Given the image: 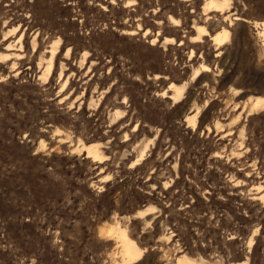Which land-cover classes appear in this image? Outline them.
I'll list each match as a JSON object with an SVG mask.
<instances>
[{"label": "rangeland", "instance_id": "obj_1", "mask_svg": "<svg viewBox=\"0 0 264 264\" xmlns=\"http://www.w3.org/2000/svg\"><path fill=\"white\" fill-rule=\"evenodd\" d=\"M222 1L0 0V264H264V0Z\"/></svg>", "mask_w": 264, "mask_h": 264}, {"label": "bare ground", "instance_id": "obj_2", "mask_svg": "<svg viewBox=\"0 0 264 264\" xmlns=\"http://www.w3.org/2000/svg\"><path fill=\"white\" fill-rule=\"evenodd\" d=\"M222 2H224V3L220 4L221 6L225 5L226 0H223ZM227 3H228V1H227ZM210 4H214V3H210ZM218 7H219V5H218ZM261 26L263 27V36H264V23ZM203 32H204V30H203ZM229 35L230 34L227 31L220 32V33L214 35L213 41H215L218 45L222 44L228 38L230 39ZM208 71H209V68L207 66L203 65V66H201V68H199L197 70L196 73L198 75V74H200L202 72H208ZM170 88L175 91V92H173L175 97H178V96H180L182 94L181 93L183 91L182 88L177 87V86H173V85ZM261 104H264V98H257L256 102H255V106L257 107V106H259ZM197 116H198V114H195V115L191 116L188 119V121L192 122V123H196ZM86 149L88 150L89 154L90 155L92 154L93 156H95V158L103 159V156L100 153V151H99L97 146H95V145H91V146H88V147L86 146ZM142 213H144V211ZM109 233L111 235H116L118 237V239L121 240L123 254H124L125 258L128 261H132V260L141 258L143 252H142L141 249L138 248L136 243L133 240L130 239L127 230L121 229V228L110 227ZM175 264H204V263H200V262H198V261H196V260H194V259H192V258H190V257H188L186 255H182L181 257H179L177 259ZM208 264H219V263H208ZM241 264H248V262L241 263Z\"/></svg>", "mask_w": 264, "mask_h": 264}]
</instances>
